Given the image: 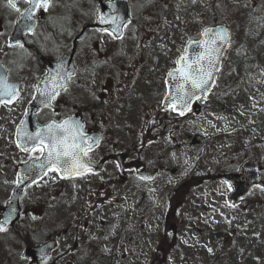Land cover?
Returning <instances> with one entry per match:
<instances>
[{
    "label": "flooded vegetation",
    "instance_id": "1",
    "mask_svg": "<svg viewBox=\"0 0 264 264\" xmlns=\"http://www.w3.org/2000/svg\"><path fill=\"white\" fill-rule=\"evenodd\" d=\"M40 16L43 11L37 14V26ZM14 18L8 17L6 25L0 20V36H10ZM93 21L91 18L85 24ZM108 34L90 29L75 40L74 30L62 32L57 35L55 53L33 50V36L27 37L22 47L15 46L28 53L25 63L33 60L37 67H7V80L16 86L17 96L10 103H0V127L4 125L2 110L23 103L26 107L17 117L20 122L48 66L73 54L76 72L68 87L53 107L41 108L36 119L44 125L75 117L82 121L88 137L99 134L100 138L85 156L90 171L65 177L48 170L25 189L20 216L5 223L4 213L16 191L21 166L42 155L39 150L18 147V122L10 135L0 129V224L5 229L0 231V264H29L32 259L26 255L27 249L50 241L56 242V248L45 264L149 262L160 256L155 255L158 248L160 252L175 243V230L173 241L165 244L159 229H155V241L142 239L141 231L144 223L159 219L157 201L161 195L170 201L177 198V174L182 167L184 175L190 171L186 165L189 143L200 144L201 140L192 136L191 110L181 115L171 106L164 108L167 86L162 92L144 87L133 66L111 63L113 46L103 51L107 44L102 38ZM19 60L17 57L16 63ZM93 142L86 139L89 145ZM144 200L152 201L145 219ZM164 238L167 240V233Z\"/></svg>",
    "mask_w": 264,
    "mask_h": 264
},
{
    "label": "rangeland",
    "instance_id": "2",
    "mask_svg": "<svg viewBox=\"0 0 264 264\" xmlns=\"http://www.w3.org/2000/svg\"><path fill=\"white\" fill-rule=\"evenodd\" d=\"M130 9L125 35L117 45L113 36L105 35L103 51L112 45L111 63L138 67L145 82L160 92L190 39L210 23H225L230 31L213 92L204 112L192 121L194 130L207 140L205 147L192 148L188 160L192 188L187 201H179L182 256L173 264H264V186L231 205L230 185L217 178L264 154V0H130ZM94 11L93 0H53L40 20L33 47L55 53V32L69 31ZM13 14L7 0H0L3 25ZM27 55L0 36V62L8 67H37L33 60L24 62ZM17 57L22 62L16 63ZM23 110L21 102L5 108L7 132ZM201 163L207 169L200 168ZM183 179V174L177 177L178 182ZM141 233L144 240H156L155 229Z\"/></svg>",
    "mask_w": 264,
    "mask_h": 264
},
{
    "label": "snow or ice",
    "instance_id": "3",
    "mask_svg": "<svg viewBox=\"0 0 264 264\" xmlns=\"http://www.w3.org/2000/svg\"><path fill=\"white\" fill-rule=\"evenodd\" d=\"M26 2L30 4V7L21 15L28 20L33 19L34 8L46 9L48 6V0H26ZM9 3L11 7H16L12 0H9ZM16 10L19 11L18 8ZM99 19L101 23L108 22L102 16ZM27 27L31 31V25ZM201 35L207 39L203 42H194L198 48L203 49V51L195 54V60L189 63L186 57L181 56L176 62L180 65V67L175 69V74H178L180 78V82L177 85L179 95L172 94L168 97V100L172 110H179L181 115L184 114V109L189 108L194 98H200L199 93L209 90L211 87L210 81H214V70H219V54L229 43V33L227 29L222 27L206 29ZM17 44H19L18 41ZM20 46L22 47L23 45ZM193 64L196 67H193ZM169 75L173 76L174 73L170 72ZM57 77H59V80ZM64 79L65 77L59 71L55 75L46 74V79L42 82L45 87L37 86L41 104L44 106L51 104V101L59 94V90L65 87L63 83L59 82ZM52 82H55V86L49 88L48 85ZM185 85L188 86L187 89H185ZM16 96V86L9 85L6 82V77L0 75V103L10 102ZM178 105L179 108L177 107ZM82 127L79 121L66 120L59 124L52 122L44 129L38 128L35 133H29L26 130L18 132L22 139V144H18V147L23 146L25 151L39 150L41 155L44 156V159L40 160L38 165H28L20 180L28 179L29 174L35 167L45 170V174L46 170L49 169L62 171L64 174H82L85 170L90 171L91 168L84 160V157L87 156V151L91 149L92 145L86 143ZM3 230V225L0 224V231Z\"/></svg>",
    "mask_w": 264,
    "mask_h": 264
},
{
    "label": "water",
    "instance_id": "4",
    "mask_svg": "<svg viewBox=\"0 0 264 264\" xmlns=\"http://www.w3.org/2000/svg\"><path fill=\"white\" fill-rule=\"evenodd\" d=\"M16 1H18V0H12V2H16ZM49 4H50V0H48V5ZM29 7H30V4L24 9V11L26 9H28ZM36 9L37 8H34L33 15L36 12ZM101 16L104 17V19L107 20L108 22L107 23H101L100 19H99ZM129 19H130V9H129V1L128 0L105 1L98 8L97 22H96V24L94 26L98 27L100 30L109 29L110 31L115 33L116 36H119L121 34V32H122L123 26L129 21ZM113 21H115V23H113ZM34 24H35L34 17H33L32 20H28V19H26L25 17H23L21 15V17L19 18L18 23L16 25V29H15L13 35H12V40H19V38L21 36L23 37V35L25 34L23 32H27V30H28L27 26L31 25V30H32V28L34 27ZM221 27L227 29L225 25L221 24V25L209 26V27L205 28L203 30V32L206 29H216V28H221ZM87 29H88V27H85L83 29V31L77 37L78 38L82 37L86 33ZM227 31H228V29H227ZM29 33H31V31H29ZM205 39H207V38L203 37L202 35H200L199 39L189 41L188 44H187L185 53L180 55L178 57V59L181 56H184V57L187 58L188 62L191 63L196 58L195 54L197 52L203 51V49L198 48L197 45L194 42H196V41L203 42ZM12 42H17V41H12ZM227 47H228V45L226 47H224L222 49V51L220 52V54H219V60H218L219 67H220L223 55H224ZM0 67H3V66L0 65ZM54 67H62V62L60 64H57ZM64 67H69L66 62H64ZM176 67L178 68V67H180V65L177 64ZM193 67H196V65L193 64ZM177 68H175V69H177ZM175 69H173L171 71V73H174V75L173 76L169 75V77H168V82H169V86H170V92H169L168 97L170 95H172V94L179 95V93L177 92V85L180 82V78H179L178 74H175ZM217 72L218 71L214 70V80H215ZM213 83H214V81H210L211 87H212ZM211 87L206 92L199 93V95H200V97L202 99L210 91ZM187 88H188V86L185 85V89H187ZM168 97H167V100H166V104H170L169 100H168ZM39 106L40 105H38L36 108H39ZM177 107L179 108V105ZM185 110L186 109H184V111ZM29 123H30V120H29ZM46 126L39 127L35 123L34 118H33L32 119V124L30 125V127L26 128L27 125H26V122L24 121L22 126H21V129L26 130V131L31 130V131H33V133H35L38 128L39 129H44ZM20 144H22V139L21 138H20ZM39 161H34V162L30 163V164H37L38 165ZM30 164H28V165H30ZM28 165L24 168V170L22 172V175L24 174V171L28 167ZM34 170H36L37 172H39V171L43 172L44 171V170L40 169L39 167H35ZM32 173H35V172L32 171L29 174V176ZM224 178L226 180H228L231 183L232 187H233V191L229 195V198H228L229 201L231 203H233V204L239 202L243 197H245L250 192V190L252 188H254L260 181V175H259V172H258V170L256 169L255 166H241L240 170L237 173L226 175V176H224ZM28 179L32 180L33 178L29 177Z\"/></svg>",
    "mask_w": 264,
    "mask_h": 264
}]
</instances>
